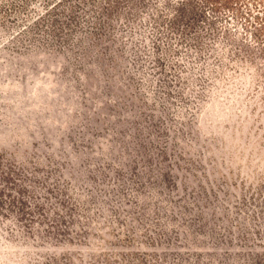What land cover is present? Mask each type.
<instances>
[{
  "label": "rangeland",
  "instance_id": "obj_1",
  "mask_svg": "<svg viewBox=\"0 0 264 264\" xmlns=\"http://www.w3.org/2000/svg\"><path fill=\"white\" fill-rule=\"evenodd\" d=\"M0 264H264V0H0Z\"/></svg>",
  "mask_w": 264,
  "mask_h": 264
}]
</instances>
